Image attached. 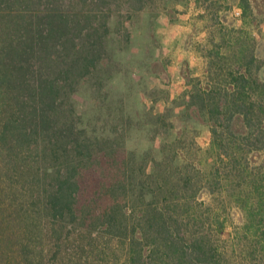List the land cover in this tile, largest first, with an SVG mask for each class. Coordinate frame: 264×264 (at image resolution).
<instances>
[{
	"label": "trees",
	"instance_id": "16d2710c",
	"mask_svg": "<svg viewBox=\"0 0 264 264\" xmlns=\"http://www.w3.org/2000/svg\"><path fill=\"white\" fill-rule=\"evenodd\" d=\"M180 1L0 0V264H264V58L253 31L222 24L218 46L230 52L211 51L208 81L185 94L187 119L209 123L207 148L184 130L158 158L91 129L77 107L81 83L113 61V39H132L112 20ZM196 1L220 22L231 0ZM237 2L245 25L260 22L264 0ZM157 117L156 131L173 126Z\"/></svg>",
	"mask_w": 264,
	"mask_h": 264
},
{
	"label": "rangeland",
	"instance_id": "374dc122",
	"mask_svg": "<svg viewBox=\"0 0 264 264\" xmlns=\"http://www.w3.org/2000/svg\"><path fill=\"white\" fill-rule=\"evenodd\" d=\"M174 4L132 19L126 14L115 17L112 28L118 30V22L124 21L132 30V39L120 42L116 36L111 43L113 61L106 63L95 78L82 82L76 95L77 107L90 121L91 129L103 130L107 126L112 132L118 131L130 149L141 152L154 146L158 158L166 142H175L184 130L190 137H197L204 148L210 145L208 121L196 115L187 119L185 94L208 81L211 51L213 57L219 50L230 52V48L218 46L222 24L232 32L241 28L253 31L260 38L259 51L264 58V15H259V23L245 25L241 7L237 0H231L220 5L219 22L211 13L203 14L205 8L196 0L180 1L176 10L168 12ZM214 34L215 42H210ZM259 60L262 66L264 62ZM164 113L173 122V126L167 124L169 133L164 124L156 131L157 115ZM193 158H197L194 153ZM201 197L206 201L211 198L207 189L202 190ZM231 219L235 225L241 223L237 210H232Z\"/></svg>",
	"mask_w": 264,
	"mask_h": 264
},
{
	"label": "built area",
	"instance_id": "2783aa9c",
	"mask_svg": "<svg viewBox=\"0 0 264 264\" xmlns=\"http://www.w3.org/2000/svg\"><path fill=\"white\" fill-rule=\"evenodd\" d=\"M241 12L240 11H238V14H240Z\"/></svg>",
	"mask_w": 264,
	"mask_h": 264
}]
</instances>
